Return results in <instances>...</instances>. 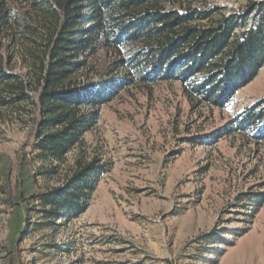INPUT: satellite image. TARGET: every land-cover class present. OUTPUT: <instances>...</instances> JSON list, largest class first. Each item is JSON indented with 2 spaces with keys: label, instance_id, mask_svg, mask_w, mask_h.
I'll use <instances>...</instances> for the list:
<instances>
[{
  "label": "rangeland",
  "instance_id": "1",
  "mask_svg": "<svg viewBox=\"0 0 264 264\" xmlns=\"http://www.w3.org/2000/svg\"><path fill=\"white\" fill-rule=\"evenodd\" d=\"M172 1L241 13L260 0ZM37 18L21 0H0V68L13 76L0 84V264H264V138L230 123L264 99V66L223 108L189 98L178 81L132 83L62 161L43 159L33 147L35 61L46 40ZM118 61L102 49L73 79L127 76ZM93 157L108 170L85 211L45 218L31 196Z\"/></svg>",
  "mask_w": 264,
  "mask_h": 264
},
{
  "label": "trees",
  "instance_id": "2",
  "mask_svg": "<svg viewBox=\"0 0 264 264\" xmlns=\"http://www.w3.org/2000/svg\"><path fill=\"white\" fill-rule=\"evenodd\" d=\"M21 2L35 12L46 31L42 54L35 61L34 97L33 147L43 159L62 161L97 120L100 107L132 83L178 81L189 98L223 108L264 66V0L248 2L241 13H225L211 4L174 6L172 0ZM255 12L259 19L246 27ZM102 49L117 53L127 76L76 82L73 74ZM10 77L0 68V84ZM230 123L233 131L256 128V137L264 138V99ZM107 170L96 157L76 158L61 185L31 197L40 201L45 218L77 217Z\"/></svg>",
  "mask_w": 264,
  "mask_h": 264
}]
</instances>
